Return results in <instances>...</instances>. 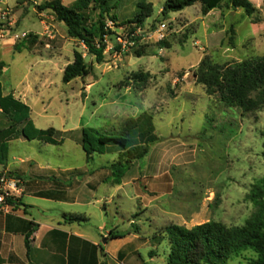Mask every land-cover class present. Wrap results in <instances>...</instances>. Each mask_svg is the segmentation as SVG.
I'll use <instances>...</instances> for the list:
<instances>
[{
  "label": "rangeland",
  "instance_id": "obj_1",
  "mask_svg": "<svg viewBox=\"0 0 264 264\" xmlns=\"http://www.w3.org/2000/svg\"><path fill=\"white\" fill-rule=\"evenodd\" d=\"M50 1L5 0L2 4L13 23L6 27L10 33L4 38H12L20 49L25 48L29 35L34 42L30 53L27 49L14 54L7 47L0 51L6 66L0 82L5 88L18 81L28 85L34 97L30 108L36 127L66 132L60 135L64 141L52 146L19 139L10 146L9 158L29 162H11V167L21 170L0 168V173H112L118 148L111 145L104 155H95L87 163L79 143L80 129H118L126 120L148 112L159 142L151 146L146 158L129 165L119 197L104 206L107 215L101 206L91 205L88 220L82 222L94 233L104 223L108 228L114 226L110 231L127 233L125 239L108 241L109 235L99 239L101 262L167 264L166 227L191 229L209 221L244 225L255 213L248 199L250 189L264 180V109L245 114L226 107L216 96L206 94L204 86L196 82V73L205 56L217 64L264 56V0H250L257 8L259 23L226 2L206 15L196 4L164 17V0H112L109 16L115 20L105 17L103 21V63L90 57L91 74L69 84H63L61 78L64 68L73 62V52L88 56L80 42L68 38L66 27L52 11L40 10ZM59 1L71 7L77 0ZM139 5L150 12L141 27L145 39L136 47L123 49L117 38L124 39L136 26ZM90 9L85 12L88 25L98 20L97 11ZM161 23L168 30L166 38L157 41L154 31ZM42 26H49L52 39L28 33L38 32ZM26 32L25 37L19 36ZM161 42L167 46H160ZM140 48L146 55L135 57L134 51ZM39 57L54 61L55 70L49 88L35 90L40 84L35 75L39 68L30 65ZM133 75L142 80H132ZM1 123L8 122L2 119ZM255 258L247 250L227 264H249Z\"/></svg>",
  "mask_w": 264,
  "mask_h": 264
},
{
  "label": "trees",
  "instance_id": "obj_2",
  "mask_svg": "<svg viewBox=\"0 0 264 264\" xmlns=\"http://www.w3.org/2000/svg\"><path fill=\"white\" fill-rule=\"evenodd\" d=\"M110 2L112 0H77L71 7H66L59 0H53L40 7V10L52 11L55 19L66 27L68 38L80 42L85 47L87 56L93 57L97 64H101L104 61L103 53L106 48L103 21L105 17L115 20L114 16H109ZM225 2L232 9L243 10L253 23L261 21L257 8L250 0H164L161 13L166 17L170 13L200 4L202 14L206 15ZM138 8V15L133 22L136 26L131 32L141 28L144 17L150 16V12L145 13L144 5H139ZM89 9L97 11V23L88 25L85 12ZM131 23V21L126 22L128 25ZM33 42L29 35L27 49ZM229 42L233 45L231 38ZM159 45L167 46L165 42ZM19 50V46L15 44L14 51ZM133 54L135 57H141L146 55V52L140 48ZM85 58L80 52H73V62L62 72L63 84H69L77 78L91 74V65L85 62ZM4 69L5 64L0 61V73ZM132 80L141 81L142 77L133 75ZM196 82L204 86L209 97L216 96L226 107L239 109L245 114L264 109V56L224 64L214 63L205 56L198 65ZM2 119L8 122L7 127H3ZM79 133V143L87 163H90L95 155H104L111 145L118 148V159L111 166L110 176L116 184L121 183L129 165L146 158L151 146L159 142L153 116L148 112L126 120L118 129L101 132L94 128L83 127ZM61 134L53 128L37 129L30 119L29 107L14 99L12 95H3L0 83V168L6 165L8 142L11 139L22 137L27 141L37 140L44 144L59 146L64 141L60 137ZM262 136L264 139V133ZM262 157L264 158V141ZM248 199L255 206V213L242 226H226L218 221H209L191 229L176 225L166 227L164 233L168 241L167 264H227L229 259L247 250H251L256 255L249 264H264V180L252 185ZM5 203L22 205L19 198H6ZM63 219L69 224L82 220L81 217L73 215H63ZM33 232L34 227L24 235L27 254L31 248ZM126 236V232L111 230L108 240L123 239ZM92 249L93 256L89 257L87 264H98L95 254L97 247ZM140 264L149 263L141 260Z\"/></svg>",
  "mask_w": 264,
  "mask_h": 264
},
{
  "label": "crops",
  "instance_id": "obj_3",
  "mask_svg": "<svg viewBox=\"0 0 264 264\" xmlns=\"http://www.w3.org/2000/svg\"><path fill=\"white\" fill-rule=\"evenodd\" d=\"M28 33L52 39L49 26H42L40 31H28ZM14 46L15 41L12 38L0 39V51L7 47L14 54L27 50L28 44L25 43V48L17 52L14 51ZM34 67L39 68L35 75L40 83L34 89L49 88L50 79L54 75L55 62L39 57L30 65L31 69ZM1 85L3 95H12L14 99L29 107L30 119L36 127L30 108V104L34 103V97L28 85L24 86L21 81L13 85L8 84L7 88L3 83ZM39 99L44 100L41 97ZM7 126L8 123L3 127ZM59 132L66 134L63 131ZM19 139L24 138L18 137L8 142L6 165L3 167L8 171L21 170L20 167H11V162L19 161L20 164L29 162L13 156L9 158L10 146ZM6 174L19 181L21 193L17 198L22 205H7L0 210V264H87L89 257L93 256L92 247H97L95 253L97 263H101L102 258L98 253L99 239L107 237L114 226L108 228L104 223L98 228V233H94L88 230L87 224L82 225V222L86 223L88 220V207L91 205L101 206L104 215H107V208L104 209V206L119 197L121 186L125 184L123 181L120 184L114 183L113 178H110L111 173L8 172ZM125 178L124 176L123 179ZM32 211L38 213L30 214ZM52 211H54L53 215L50 213ZM63 215L79 216L82 220L69 224L64 221ZM33 227L31 248L27 254L24 235Z\"/></svg>",
  "mask_w": 264,
  "mask_h": 264
},
{
  "label": "built area",
  "instance_id": "obj_4",
  "mask_svg": "<svg viewBox=\"0 0 264 264\" xmlns=\"http://www.w3.org/2000/svg\"><path fill=\"white\" fill-rule=\"evenodd\" d=\"M5 0H0V39H4L5 33H10V30H6V27H12L13 23L9 18V10L2 6ZM168 30V25L166 23H161L154 31L157 41H162L166 38V33ZM144 32L142 28H136L133 32L127 33L124 39L120 37L117 38L118 45L122 48H133L138 46L144 37ZM19 36L25 37V34ZM15 38H18L16 35ZM21 193L19 188V181L9 176L6 173H0V210L7 207L5 203L6 198H17Z\"/></svg>",
  "mask_w": 264,
  "mask_h": 264
},
{
  "label": "water",
  "instance_id": "obj_5",
  "mask_svg": "<svg viewBox=\"0 0 264 264\" xmlns=\"http://www.w3.org/2000/svg\"><path fill=\"white\" fill-rule=\"evenodd\" d=\"M89 59H90L89 57H86V58H85V62L88 63ZM106 242H107V238H105V239L103 240V243H106Z\"/></svg>",
  "mask_w": 264,
  "mask_h": 264
}]
</instances>
